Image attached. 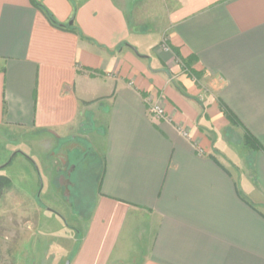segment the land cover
<instances>
[{
  "label": "crops",
  "instance_id": "1",
  "mask_svg": "<svg viewBox=\"0 0 264 264\" xmlns=\"http://www.w3.org/2000/svg\"><path fill=\"white\" fill-rule=\"evenodd\" d=\"M37 1L63 28L0 0V133L95 156L70 264H264V0Z\"/></svg>",
  "mask_w": 264,
  "mask_h": 264
},
{
  "label": "rangeland",
  "instance_id": "2",
  "mask_svg": "<svg viewBox=\"0 0 264 264\" xmlns=\"http://www.w3.org/2000/svg\"><path fill=\"white\" fill-rule=\"evenodd\" d=\"M175 63L181 64L179 59H175ZM185 70L180 67L178 74H184ZM14 138L10 133H0V175L12 180L11 189L0 199L4 264H16L13 259L17 254L25 255L29 264H67L74 252V241L85 230L94 209L92 185L99 171L91 168L96 158L89 149L85 153L80 150L67 152L70 163L61 160L63 170H59V176L66 180L56 181L54 171L57 169L51 164L55 161L50 154L59 152L63 142H56L50 150L37 142L32 145L34 147H22L27 153L22 155L16 152L18 150H12L19 144V140H12ZM24 140L28 142L30 137ZM73 164L75 171L69 172ZM81 174L82 178H88L89 190L78 196V188L70 187L67 193L66 185H77ZM48 207L58 213L47 212Z\"/></svg>",
  "mask_w": 264,
  "mask_h": 264
},
{
  "label": "trees",
  "instance_id": "3",
  "mask_svg": "<svg viewBox=\"0 0 264 264\" xmlns=\"http://www.w3.org/2000/svg\"><path fill=\"white\" fill-rule=\"evenodd\" d=\"M31 2L36 8H38L45 14V16L48 18V20L50 21L52 25H54L55 27L63 28V26L59 25L56 22L52 14L44 6H42L37 0H31ZM227 115L231 123H236V124L238 123L236 118H234L230 113H228ZM246 142H247V145L252 148L260 147V144H258V142L250 135L247 137ZM18 153L20 154V152ZM11 187H12V180L7 176L0 175V199L4 196L6 191L11 189Z\"/></svg>",
  "mask_w": 264,
  "mask_h": 264
},
{
  "label": "built area",
  "instance_id": "4",
  "mask_svg": "<svg viewBox=\"0 0 264 264\" xmlns=\"http://www.w3.org/2000/svg\"><path fill=\"white\" fill-rule=\"evenodd\" d=\"M163 49L169 50V46L167 45L166 41H164ZM147 104H148V106L150 108L151 113L153 114V116L156 119H158V120L167 119L166 111H165L164 107L160 103L154 101L151 98H148L147 99ZM184 135L187 136L186 133H184Z\"/></svg>",
  "mask_w": 264,
  "mask_h": 264
},
{
  "label": "water",
  "instance_id": "5",
  "mask_svg": "<svg viewBox=\"0 0 264 264\" xmlns=\"http://www.w3.org/2000/svg\"><path fill=\"white\" fill-rule=\"evenodd\" d=\"M67 264H70V262H67Z\"/></svg>",
  "mask_w": 264,
  "mask_h": 264
}]
</instances>
